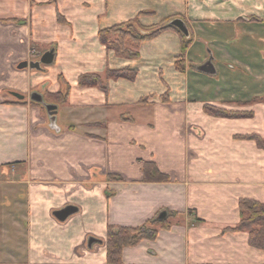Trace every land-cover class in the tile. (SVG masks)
I'll return each mask as SVG.
<instances>
[{"label":"crops","instance_id":"crops-1","mask_svg":"<svg viewBox=\"0 0 264 264\" xmlns=\"http://www.w3.org/2000/svg\"><path fill=\"white\" fill-rule=\"evenodd\" d=\"M168 17L191 30L183 58L173 30L139 44L134 59L97 37L104 27ZM207 24L231 35L213 31L207 43ZM206 44L213 74L199 70ZM51 49V64L18 67ZM124 67L135 80H109L106 94L77 83ZM33 91L66 92L63 104L45 100L70 110L59 131L31 103ZM205 105L250 114L215 117ZM251 135L264 140V0H0V174L12 166L9 183L24 194V264H107L108 225H141L165 210L170 226L124 247L120 264H264L247 232L225 230L239 221V199L264 205V149ZM148 161L168 180L144 181ZM68 204L77 211L58 221L53 211ZM89 237L100 241L88 245Z\"/></svg>","mask_w":264,"mask_h":264},{"label":"trees","instance_id":"trees-1","mask_svg":"<svg viewBox=\"0 0 264 264\" xmlns=\"http://www.w3.org/2000/svg\"><path fill=\"white\" fill-rule=\"evenodd\" d=\"M146 12H140L143 14ZM61 20V16L58 18ZM173 17H168L160 20L157 24L150 26H140L136 20H129L109 27H104L98 30L97 37L99 42L106 50H111L116 56L128 59H134L139 56L138 46L144 41L155 38L161 32L173 30L178 33L181 39L180 58L184 57L186 50L193 41L190 28L187 26L189 34L185 36L175 26L171 24ZM182 60L176 62V67L183 70ZM137 76L136 70L124 67L118 69H106L103 74L84 73L79 75L77 83L80 87H96L105 94L108 92L109 80L126 79L134 81ZM47 94H45L46 96ZM55 98L57 103L66 102V92L48 94ZM149 96L140 98L137 105L143 106L148 104ZM163 102L168 101L167 93L161 96ZM31 103L40 105L34 101ZM43 108V107H42ZM205 113L215 117H246L250 113L228 110L213 105H205L203 107ZM123 120L133 121L131 116H121ZM256 144L264 149V140L257 136L251 135ZM144 181H167L168 176L161 173L152 161L145 162L142 167ZM239 221L232 228L225 230L245 231L248 234V243L252 247L264 248V205L253 199L241 198L238 201ZM164 213L163 217L160 214ZM172 213L161 211L155 217L145 221L137 226H119L108 225L106 229V263L120 264L122 262V251L124 247L134 246L143 239L153 240L159 229H167L172 223Z\"/></svg>","mask_w":264,"mask_h":264},{"label":"rangeland","instance_id":"rangeland-1","mask_svg":"<svg viewBox=\"0 0 264 264\" xmlns=\"http://www.w3.org/2000/svg\"><path fill=\"white\" fill-rule=\"evenodd\" d=\"M213 31H220V36H217L219 39L231 35L227 29L220 25L214 28L212 25L207 24L204 25V41L210 43L211 37L214 36L211 33ZM211 48L207 44L204 47L210 55H213ZM42 95L46 101H49L48 96L50 95L47 94L45 96V93ZM64 107L66 108V106ZM66 112H70V110L68 108L64 109L62 106L57 110L56 124L58 127L68 123L71 119L70 114H66ZM9 168H11L12 172L13 167L9 166L6 171L4 170L0 174V257H2L0 258V264H14L7 259L8 254L12 255L13 252L19 257L16 260V264H24V224L26 219L22 218V216L25 212L26 202L22 198L24 195L22 189L20 187L15 188L14 185L9 183V181L14 180L16 177L14 174L8 173L10 171Z\"/></svg>","mask_w":264,"mask_h":264},{"label":"water","instance_id":"water-1","mask_svg":"<svg viewBox=\"0 0 264 264\" xmlns=\"http://www.w3.org/2000/svg\"><path fill=\"white\" fill-rule=\"evenodd\" d=\"M171 24L173 26H175L181 33H183L185 36H187L189 34L187 25L185 24V22L179 18H176L174 20L171 21ZM54 59V52L53 50H49L47 52H45L41 58L39 59V61L36 62H22L21 64L18 65L19 68L22 67H27L29 66L30 68H36V69H40V65L44 64V65H49L53 62ZM213 57L210 55L208 60L206 62H204L202 65L199 66V70L205 73H209V74H213L215 73V68L214 65L212 63ZM12 94L17 97L18 99H23L24 95L19 94L17 92H12ZM29 98L31 101H34L38 104H41L48 115V120H49V127L55 131H59V127L56 124V113H57V105L54 103H49L46 102L43 95L39 92L33 91L30 95ZM77 207L71 204H68L62 208L56 209L53 211V216L60 222L65 221L69 216H71L72 214H74L77 211ZM164 213L160 214V217H163ZM95 241H100L97 240L94 237H89L88 238V245H91L93 242Z\"/></svg>","mask_w":264,"mask_h":264}]
</instances>
